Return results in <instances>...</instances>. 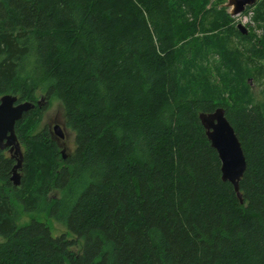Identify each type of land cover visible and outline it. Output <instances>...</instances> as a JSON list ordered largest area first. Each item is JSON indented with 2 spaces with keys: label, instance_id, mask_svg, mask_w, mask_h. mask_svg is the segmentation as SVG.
I'll list each match as a JSON object with an SVG mask.
<instances>
[{
  "label": "trees",
  "instance_id": "16d2710c",
  "mask_svg": "<svg viewBox=\"0 0 264 264\" xmlns=\"http://www.w3.org/2000/svg\"><path fill=\"white\" fill-rule=\"evenodd\" d=\"M225 3L0 0V97L47 104L16 123L19 187L0 150V264H264V0L247 35ZM53 100L75 136L65 160L39 131ZM218 108L243 204L199 120ZM17 203L74 239L19 227Z\"/></svg>",
  "mask_w": 264,
  "mask_h": 264
},
{
  "label": "water",
  "instance_id": "95a60500",
  "mask_svg": "<svg viewBox=\"0 0 264 264\" xmlns=\"http://www.w3.org/2000/svg\"><path fill=\"white\" fill-rule=\"evenodd\" d=\"M256 3L257 0H228L227 6L231 8L230 14L234 19L242 15L247 7H252ZM237 28L243 35L248 34V30L243 24H238ZM37 106H41V101L38 104L19 102L17 96L10 94L0 97V150H7L16 160V165L11 172V181L15 187H19L21 184L19 171L23 162L21 143L16 135V123L22 120L25 113L34 110ZM199 120L206 131L207 140L220 159L222 180L232 185L237 198L243 204L239 189L247 162L233 126L228 121L223 108H218L212 113H200Z\"/></svg>",
  "mask_w": 264,
  "mask_h": 264
},
{
  "label": "rangeland",
  "instance_id": "374dc122",
  "mask_svg": "<svg viewBox=\"0 0 264 264\" xmlns=\"http://www.w3.org/2000/svg\"><path fill=\"white\" fill-rule=\"evenodd\" d=\"M227 3H228V0H226V3H225L226 6H227ZM230 10H231V8H229L228 11H230ZM245 12L242 15H240L239 17L235 18V21H236L235 23H236V26L238 24H243L247 28L248 33H249L250 30H249L248 26L251 25V26L255 27V24L252 21V16H253L252 12H250L249 14H246ZM256 31H257L256 33H258L259 35L261 34V32L259 33L258 30H256ZM38 95L40 97L41 96L45 97V95L43 93H39ZM61 106L62 105L60 104L59 101L53 100L50 103V105L48 107H46L47 110L44 114V119L42 120L43 122L39 128V131L47 125H49L51 127V126H54L56 123L62 124L64 122V120H63L64 119V112H63V108ZM63 133L65 135V140H63L62 145L64 146V148L67 149L68 153H72L76 148V145H74L75 144V136L72 132H70L68 130H64ZM21 147H22V153L24 155L25 149H24L23 145H21ZM19 173H21V172L19 171ZM16 207L18 209L17 211H19V213H20V220L17 223L19 227L25 226L33 220H37L41 223L46 224L49 227L52 236L58 237L61 235H66L68 239H74L73 235H71L67 231L66 228L55 223V221L52 218H50L47 214H41V215H39V214H27V213H24L22 206L19 205L18 203L16 204Z\"/></svg>",
  "mask_w": 264,
  "mask_h": 264
},
{
  "label": "flooded vegetation",
  "instance_id": "af4514ba",
  "mask_svg": "<svg viewBox=\"0 0 264 264\" xmlns=\"http://www.w3.org/2000/svg\"><path fill=\"white\" fill-rule=\"evenodd\" d=\"M44 100H45V97L41 96L39 98V100L37 101V104H38L39 101H41V106H37L36 108H41V107L47 105L46 101H44ZM45 110H47V109L45 108ZM45 128H47V130H48L47 133H49V136H50L51 140L56 144L55 146L58 147V149L60 151V154H61V158L63 160H65L66 157L70 154V153L67 152V149L64 148V146L62 145L63 144V140H65V135L63 133L64 130L70 131L66 127L65 120H64V122L62 124L56 123L54 126H51V127L49 125H47V126H45Z\"/></svg>",
  "mask_w": 264,
  "mask_h": 264
}]
</instances>
